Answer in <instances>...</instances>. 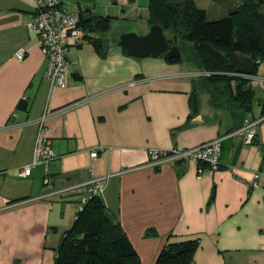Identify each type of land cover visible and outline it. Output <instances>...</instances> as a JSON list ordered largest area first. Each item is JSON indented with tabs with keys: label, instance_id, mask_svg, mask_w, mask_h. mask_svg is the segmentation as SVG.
<instances>
[{
	"label": "crops",
	"instance_id": "obj_1",
	"mask_svg": "<svg viewBox=\"0 0 264 264\" xmlns=\"http://www.w3.org/2000/svg\"><path fill=\"white\" fill-rule=\"evenodd\" d=\"M217 1L225 12L235 6ZM34 9L33 0H0V264H55L87 194L65 188L109 173L117 175L101 197L141 264H154L168 242L191 238L200 239L193 264H264V120L244 144L233 112L195 88L196 65L131 57L106 36L104 56L87 38L70 46L62 89L46 77L40 37L26 26ZM257 74L264 76V60ZM261 106L246 119L260 116ZM42 117L55 158L48 170L39 165L19 177L34 159ZM221 136L219 170L199 174L204 165L194 160L150 163L152 148H194ZM94 148L101 152L93 159ZM257 171L260 186L251 189L245 180Z\"/></svg>",
	"mask_w": 264,
	"mask_h": 264
},
{
	"label": "trees",
	"instance_id": "obj_2",
	"mask_svg": "<svg viewBox=\"0 0 264 264\" xmlns=\"http://www.w3.org/2000/svg\"><path fill=\"white\" fill-rule=\"evenodd\" d=\"M237 2H232L235 6L226 16L216 20L209 19L207 10L198 7L196 0H150L147 9L149 23L171 31L170 42L182 52L181 57L162 56L170 63L190 62L205 72L195 88L209 92L211 104L233 112L242 127L246 116L254 112L256 101L262 105L260 116L264 115V97H257V87L247 76L257 75L264 60V0ZM80 12L85 38L104 56L101 39L91 33L109 31L113 16L89 12L85 18L86 11ZM19 107L27 108V103L22 101ZM74 221L64 232L55 264H141L135 244L101 196L79 209ZM199 247L198 238L168 242L154 264H193Z\"/></svg>",
	"mask_w": 264,
	"mask_h": 264
},
{
	"label": "built area",
	"instance_id": "obj_3",
	"mask_svg": "<svg viewBox=\"0 0 264 264\" xmlns=\"http://www.w3.org/2000/svg\"><path fill=\"white\" fill-rule=\"evenodd\" d=\"M35 9L26 26L31 31H36L40 37L39 47L47 60L46 77L51 80V83L58 85L64 89L68 86L67 73L70 67L68 53L70 46L81 44L85 39V29L80 24L81 12L73 11L60 0H33ZM27 50L20 48L15 54L16 58L21 61L26 56ZM193 77L206 75L205 72L195 71ZM251 80V85L264 89V76L247 75ZM264 120V115L258 116L255 119H246L244 126L239 132L244 135V144H252L257 136V127ZM46 117L38 120L39 132L36 137V146L34 150V159L32 163L25 167L18 168L16 174L19 177H28L31 175L34 168L39 165L49 167V162L55 158L50 141L44 136ZM226 136L210 140V142L198 145V147L173 150L150 149L152 165H161L166 161H187L194 160L204 165L199 167V174L205 172V168L209 170H219L221 166L222 141ZM92 158H98L101 150L94 148L91 150ZM1 173V172H0ZM260 172L253 173V176L246 179L248 186L251 189H258L260 186ZM115 173H109L106 176H95L83 184H72L65 190L84 189L87 187V194L80 202L79 209L83 210L85 205L96 196H101L104 192L108 180L114 177ZM50 178H45V183L49 184Z\"/></svg>",
	"mask_w": 264,
	"mask_h": 264
},
{
	"label": "rangeland",
	"instance_id": "obj_4",
	"mask_svg": "<svg viewBox=\"0 0 264 264\" xmlns=\"http://www.w3.org/2000/svg\"><path fill=\"white\" fill-rule=\"evenodd\" d=\"M66 1L69 9L75 11L82 4L83 11H92L95 15L113 16L111 20V28L109 31L97 33V37L106 36L109 42H119L124 32H137L146 35L152 24L148 21L149 11L147 6L150 0H136L131 3L130 0H63ZM238 4V0H229ZM197 6L206 9L208 18L216 20L226 16V12L217 0H196ZM80 3V4H79ZM89 13V12H86ZM155 25V24H154ZM167 37L171 40L173 33L166 30ZM120 43V42H119ZM257 97H264V90L260 87L256 88ZM260 105L256 101L254 112L258 111ZM79 208V207H78Z\"/></svg>",
	"mask_w": 264,
	"mask_h": 264
},
{
	"label": "water",
	"instance_id": "obj_5",
	"mask_svg": "<svg viewBox=\"0 0 264 264\" xmlns=\"http://www.w3.org/2000/svg\"><path fill=\"white\" fill-rule=\"evenodd\" d=\"M119 42L128 56L135 58H148L149 56L159 58L162 55H167L170 58L182 56L178 45H174L169 49L166 33L160 24L152 25L146 35L139 34L136 31L124 32ZM193 100V110L196 111L199 101L197 94L194 95Z\"/></svg>",
	"mask_w": 264,
	"mask_h": 264
},
{
	"label": "flooded vegetation",
	"instance_id": "obj_6",
	"mask_svg": "<svg viewBox=\"0 0 264 264\" xmlns=\"http://www.w3.org/2000/svg\"><path fill=\"white\" fill-rule=\"evenodd\" d=\"M131 1V3H134V1H136V0H130ZM165 31V30H164ZM165 33H166V31H165ZM167 36V35H166ZM167 42L169 43V49H171V47L172 46H174V44H172L171 42H170V39L167 37Z\"/></svg>",
	"mask_w": 264,
	"mask_h": 264
}]
</instances>
